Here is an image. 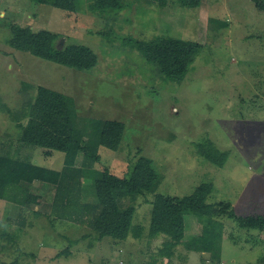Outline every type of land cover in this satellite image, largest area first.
Segmentation results:
<instances>
[{"label": "rangeland", "instance_id": "obj_1", "mask_svg": "<svg viewBox=\"0 0 264 264\" xmlns=\"http://www.w3.org/2000/svg\"><path fill=\"white\" fill-rule=\"evenodd\" d=\"M129 1L130 7L110 23L86 9L82 0L80 10L69 14L30 0H0V144L21 135L5 107L20 110L43 86L71 96L82 118L124 123L119 149L101 147L96 170L127 175L130 164L144 156L159 174L153 193L137 199L124 241L96 239L90 228L70 220L52 221L57 210L40 205L34 207L39 215L23 207L19 218L15 204L0 200V264H264V229L241 228L225 215L217 216L222 226L213 227L215 236H221L213 242L220 249L213 261L209 254L187 252L182 245L167 260L161 255L167 237L148 236L155 193L184 197L202 184L211 187L207 203H228L236 216L264 218V12L251 0H201L191 9L177 0H166L164 6ZM210 18L226 26L216 28ZM12 24L55 33L59 48L88 45L97 64L79 71L12 49L7 43ZM108 27L115 36L102 35ZM156 35L202 45L179 84L156 71L158 76L152 64L119 38L149 40ZM31 153L33 164L57 172L64 167L61 151ZM26 184L41 195L40 202L51 201V186L39 180ZM91 198L89 194L86 200ZM5 219L8 225L2 224ZM204 223L200 226L197 216L186 214L184 240Z\"/></svg>", "mask_w": 264, "mask_h": 264}, {"label": "trees", "instance_id": "obj_2", "mask_svg": "<svg viewBox=\"0 0 264 264\" xmlns=\"http://www.w3.org/2000/svg\"><path fill=\"white\" fill-rule=\"evenodd\" d=\"M30 1L50 5L66 14L75 13L81 7V0ZM82 1L87 2L86 9L110 23L115 21L119 12L130 7L129 0ZM143 1L148 4L156 1L160 6L166 4V0ZM251 1L256 10L264 12V0ZM200 2L177 0L178 5L186 9L199 7ZM209 22L212 25L216 22V28L226 26V22L218 19L210 18ZM102 35L109 38L115 36L116 32L108 27ZM119 38H122L123 45L129 43L131 50L138 51L147 63L152 64L154 72L157 71L162 79L178 84L202 50V45L193 40L166 35H156L149 40L130 36ZM55 39L56 34L47 30L34 31L27 25L12 24L7 43L12 49L71 69L90 71L96 66L97 55L88 45L69 44L59 48ZM5 112L21 135L16 141L0 144V149L2 147L4 151V154H0V200L15 204L19 218L23 207L37 215L40 214V207H46V210H57L52 221L70 220L87 226L95 233L96 239L126 240L137 199L146 192L153 193L159 183V174L152 160L144 156L137 157L130 164L127 175L123 176H117L107 168L101 171L94 168V164L100 160L101 147L111 151L119 149L124 139V123L82 118L78 116L71 96L43 86L37 87L34 98L26 101L20 110L12 111L5 107ZM36 149H40L44 156H49L52 151L63 152V169L57 172L33 164L29 155ZM78 158H81L79 165L76 164ZM35 180L53 189L49 203L40 202L41 195L34 194L27 186L26 183L31 184ZM210 192V185L202 184L191 195L184 197L155 193L151 202L148 236L167 237L161 250V255L167 260L173 256L178 245H182L187 252L207 253L211 261L219 259L220 255L217 257V254L220 249L213 247V242L221 239V236H215L213 229L217 224L222 226L217 221L219 215L234 219L241 228L264 229L262 217L236 216L228 203H207ZM89 194L92 198L86 200ZM36 205H40L38 210L34 209ZM186 214L197 216L200 226L205 221L199 233L189 240H184ZM8 221L5 219L1 222L8 225ZM75 242L70 241V244ZM201 259L204 260V257Z\"/></svg>", "mask_w": 264, "mask_h": 264}, {"label": "crops", "instance_id": "obj_3", "mask_svg": "<svg viewBox=\"0 0 264 264\" xmlns=\"http://www.w3.org/2000/svg\"><path fill=\"white\" fill-rule=\"evenodd\" d=\"M31 186V185H30ZM30 189V188H29ZM36 195H39V194H36Z\"/></svg>", "mask_w": 264, "mask_h": 264}]
</instances>
